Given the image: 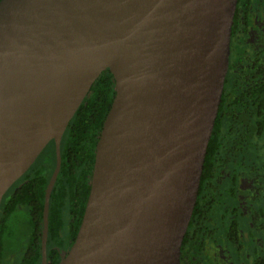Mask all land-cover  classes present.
Segmentation results:
<instances>
[{
    "label": "water",
    "instance_id": "95a60500",
    "mask_svg": "<svg viewBox=\"0 0 264 264\" xmlns=\"http://www.w3.org/2000/svg\"><path fill=\"white\" fill-rule=\"evenodd\" d=\"M237 0H0V205L102 72L114 97L58 264H180L229 65Z\"/></svg>",
    "mask_w": 264,
    "mask_h": 264
},
{
    "label": "flooded vegetation",
    "instance_id": "af4514ba",
    "mask_svg": "<svg viewBox=\"0 0 264 264\" xmlns=\"http://www.w3.org/2000/svg\"><path fill=\"white\" fill-rule=\"evenodd\" d=\"M263 75L264 0H237L231 27L229 65L222 95L233 93L242 85L244 78L247 86L252 87ZM229 122H234V128L233 132L230 129L227 134V146L219 153L212 175L203 181L202 186V178L200 179L196 203L181 245L180 264H264V167L261 165L264 161V140L248 128L251 119L246 116ZM242 127L247 134L236 136ZM62 142L63 137L60 158ZM55 162V144L50 141L34 163L6 191L0 205V213L3 212L0 223V256L5 252L0 264H19L34 236L40 239L41 263L45 190L38 233L34 231L33 223L38 217L32 211L33 206L24 200L14 204L13 199L25 191L28 181L41 167H50L54 163L55 168ZM60 169L49 198L48 224L53 194L60 198L56 201V207L61 223L56 234V243L51 240L48 243V225L46 264H49V249L55 251L57 264L59 263L62 255L68 253L79 228L78 226L75 229L69 208L67 180L64 179L62 188L56 186ZM17 212L22 214L23 230L13 221V215ZM20 235L23 236L22 240L19 239ZM185 237L188 238L187 241H184ZM14 240H21L20 247L16 250Z\"/></svg>",
    "mask_w": 264,
    "mask_h": 264
},
{
    "label": "trees",
    "instance_id": "16d2710c",
    "mask_svg": "<svg viewBox=\"0 0 264 264\" xmlns=\"http://www.w3.org/2000/svg\"><path fill=\"white\" fill-rule=\"evenodd\" d=\"M114 94L112 75L109 71L102 72L69 122L63 136L61 145L62 163L56 186L62 188L64 179L67 180V198L75 229L80 224L87 201L96 143ZM245 116L251 119V124L248 128H251V130L256 132L257 136L264 140V75L252 87L247 86L246 78H244L242 85L236 88L233 93L222 95L218 116L204 160L201 186L203 181L212 175V171L218 163L216 161L218 160L219 153L227 146V134L230 129L233 132L234 128V122L230 123L229 121H237L240 117ZM244 131L245 129L242 127L241 132H237L238 135L236 136H245L247 132ZM52 154L54 155L53 151ZM261 165L264 167V161ZM41 168L28 181L25 191L20 192L13 199L14 204H19L24 200L27 204L33 206L32 211L38 217L33 223L36 233L40 231L44 190L49 175L53 171L54 163L50 167ZM26 191H28L27 194L25 193ZM58 199L60 198L57 194L52 195L48 224V243L50 240L56 243L55 238L57 237L56 234L61 223V216H59L56 207ZM1 220H3V212L0 213V223ZM1 233L2 231L0 230ZM187 239L185 237L184 241H187ZM191 246H193L192 242ZM3 254L5 252H2ZM2 255L0 256V262L2 261ZM57 260L58 257L55 251L49 249L47 262L49 264H57ZM19 264H40V239L38 236L32 237L29 241L27 252Z\"/></svg>",
    "mask_w": 264,
    "mask_h": 264
},
{
    "label": "rangeland",
    "instance_id": "374dc122",
    "mask_svg": "<svg viewBox=\"0 0 264 264\" xmlns=\"http://www.w3.org/2000/svg\"><path fill=\"white\" fill-rule=\"evenodd\" d=\"M21 213H19V212H17V213H15L13 216V221H16V224H17V226H18V228L19 229H24V225H23V221H22V217H21ZM19 239H23V236L22 235H20L19 236ZM21 240H19V241H16V240H14L13 241V245H14V247H15V250L16 249H18L17 247H19L20 246V244H21ZM7 256H8V254H6Z\"/></svg>",
    "mask_w": 264,
    "mask_h": 264
}]
</instances>
